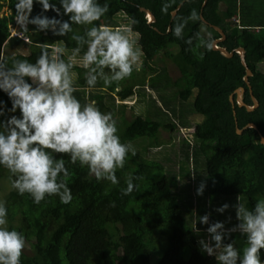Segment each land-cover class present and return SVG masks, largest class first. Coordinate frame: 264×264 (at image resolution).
Segmentation results:
<instances>
[{
  "label": "trees",
  "instance_id": "16d2710c",
  "mask_svg": "<svg viewBox=\"0 0 264 264\" xmlns=\"http://www.w3.org/2000/svg\"><path fill=\"white\" fill-rule=\"evenodd\" d=\"M50 2L59 7L58 0ZM98 3L103 5L105 0H98ZM108 3V12L94 23L116 27L121 26L122 19L128 21L134 40L144 53L142 68L147 67L149 86L169 107L167 111L162 109V115L167 118L169 114L181 116L166 96V88L171 84L167 66L157 70L156 66L148 64L155 62L161 53V42H166L167 50L173 48L177 52L166 50L160 60L176 65L180 77L174 86L179 87V99L184 104L195 94L193 109L204 121L198 120L191 139L183 138L178 145H173L169 154L161 157L160 152L150 151L154 146L160 148V132L174 133L176 125L152 120L149 116L126 121L123 117L127 105H122L119 113L123 125L118 127V135L122 142L136 147V154L129 153L123 167L116 169L117 184L97 181L95 176L88 174L87 167L70 164L67 155L61 154L69 170L66 183L73 197L70 203L63 204L53 195L35 204L27 193L20 195L11 187L4 197L8 227L15 228L26 238L20 262L219 264L199 243L198 233L207 226L199 217L207 215L210 226L222 219L224 227L219 230L223 236L222 246L235 244L236 236L244 243L247 234L233 227L225 213L228 208L223 212L216 208L224 204L232 207L230 204L237 199L239 203L245 200V206L253 210L256 200L264 197V145L261 143V135L264 137V72L259 67L264 63V0H108ZM181 4L183 8L173 19L172 13ZM141 8L149 10L155 22L149 24ZM193 8L206 23L202 18L200 21L186 19ZM55 15L51 9L44 11L34 3L30 18ZM14 16V0H0V50L5 54L7 67L12 66L13 60L35 63L43 45L50 46L49 53L53 48H63L59 55L67 61L72 49L77 47L70 37L84 35L92 26L73 24L72 32L55 36L51 29L35 30L37 26L28 24L24 30L17 25L16 35H12L10 25L16 24ZM59 18L68 19L64 15ZM174 24L182 26L179 36L171 32ZM212 26L220 28L226 36L220 46L229 52L238 48L246 51V62L253 73L249 82L259 102L258 108L251 112L237 104L233 109L230 96L239 88L245 89V104L254 105L244 81L246 70L239 55L228 59L213 50V46H205L207 38L212 44L221 38ZM86 47V44L80 45L79 55ZM188 52L192 54L191 59ZM85 71L73 61L70 69V74L75 75L73 94L81 103L95 100L101 111L111 112L115 117L116 96L126 101L136 95L137 101H144L141 91L147 88V77L143 76L134 84L128 83L135 69L129 77L107 87L99 78L96 85L88 86ZM98 87L107 89L96 92ZM0 101L4 102L5 116L0 117L3 120L13 113L8 112L11 103L3 92H0ZM249 124L257 126V130L237 133L238 128L244 129ZM147 138L156 140V145L151 146L147 140L139 143ZM56 155L59 158V154ZM9 176L8 170L0 167V180L7 179L11 185ZM129 178H133L138 188L123 195L121 188L126 187L125 181ZM201 181H205V188L203 195L198 196L196 188ZM260 256L264 262V249Z\"/></svg>",
  "mask_w": 264,
  "mask_h": 264
},
{
  "label": "clouds",
  "instance_id": "9594fccd",
  "mask_svg": "<svg viewBox=\"0 0 264 264\" xmlns=\"http://www.w3.org/2000/svg\"><path fill=\"white\" fill-rule=\"evenodd\" d=\"M34 3L44 11L51 9L56 15L30 18ZM58 4L59 7L50 0H14V20L21 29L27 30L26 25L32 24L37 26L35 30L51 29L55 36L72 32L73 24L92 25L84 35L70 37L77 47L72 49L67 61L59 55L63 48H53L49 53L50 46L43 45L35 63L13 60L12 66L7 67L5 54L0 50V92L8 97L11 103L8 112L13 113L0 120V167L10 173L11 187L20 195L27 193L35 204L53 195L63 204L73 199L66 183L69 170L61 154L67 155L70 164L87 167L88 174L97 181L112 184L119 182L116 169L123 167L126 156L136 154L130 142L121 141L111 112L101 111L95 100L81 103L73 94L75 86L70 69L79 57L80 66L86 70L84 77L88 86L96 85L98 78L105 87L118 84L134 69L139 70L144 55L142 47L132 39L130 26L94 23L108 12V0L103 5L98 0H58ZM61 15L68 19H60ZM186 19L200 21L201 17L193 8ZM181 30V25L174 24L171 28L176 36ZM82 44H86V51L79 55ZM205 46L212 47L210 38L206 39ZM3 105L0 101V117L5 116ZM17 111L19 115L15 114ZM125 183L126 187L121 188L123 195L138 188L133 178ZM204 188L205 181H201L196 195H203ZM235 207L237 219L241 221L237 227L247 234V246L239 264H264L260 256L264 249V197L256 200L253 210L243 203ZM226 208L228 205L224 204L217 211L223 212ZM7 216L6 204L0 201V264H21L26 238L15 228L8 227ZM199 221L207 223L208 216L199 217ZM223 227V223L217 221L207 229L214 245L204 240L199 243L209 256L218 249L215 259L220 264H237L238 252L233 245L222 246L223 236L219 230Z\"/></svg>",
  "mask_w": 264,
  "mask_h": 264
},
{
  "label": "rangeland",
  "instance_id": "374dc122",
  "mask_svg": "<svg viewBox=\"0 0 264 264\" xmlns=\"http://www.w3.org/2000/svg\"><path fill=\"white\" fill-rule=\"evenodd\" d=\"M119 25L127 27L128 21L126 19H122ZM16 26H17V24H15V26H13V24L10 25V27L12 29L13 28L15 29ZM134 37H135V35L132 34V39H134ZM136 37H137V35H136ZM167 49L168 48H167L166 42H161V44H160V50H161L160 54L161 55L160 54L158 55V57L154 63L148 62V64L150 66H152V65L156 66L157 70H159L160 67H166L167 66L166 68L168 69V72H169V75L171 78V84L166 88V96L172 100V106H175L176 112L178 114L181 113V116L174 117V116H171L170 114H169L170 116L167 114L169 117V118H167L166 116L162 115V109L167 111L169 109V107L164 105V102L158 97L159 94L156 93L155 91H153L151 89V87L149 86V77L150 76L148 77V73L146 72L147 67L142 68L143 63L145 62L144 55L141 58V64H140L139 70H136L134 75L128 79V83L130 82V83L134 84L140 78H143V76L147 77V79H146L147 88L145 89V92L141 91L142 93H144V101H142V102L137 101L136 95L131 97L130 99H128L126 101H122L119 97L116 96L115 103H114V105H115L114 109L116 111V116L114 117V119L117 122V127L120 126V128H121V126L123 125V123H122L123 118L126 121H132L137 116H145V117L149 116L152 120H159L163 123L172 122L176 125V130L174 133H171L168 130H162L160 132V135H158V141H159V144L161 145L160 148H156V146H154V145H156V140H154V139L147 138V139L139 140V143H145L144 140H147V142L150 143L151 146L155 147V149H151L150 152L155 153V154H157V152H160L161 157H165L166 154H169L170 150L172 151L173 145H178L180 143L179 141L182 140L183 138L191 139V136H192L193 132L195 131V127H196L198 120H200V123L202 121H204V118L202 116L196 114V112L193 109V102H194L195 94L188 101H186V103H184V104H182L181 100L179 99V95H178V88L179 87L177 88V86H174V83L180 77V72L173 62L172 63L166 62V61L161 62V60H160L161 57H164L163 56V54L165 53L164 51H166ZM167 51H170L173 53L177 52L173 48L170 50H167ZM26 53L28 54L29 51H27ZM191 55H192L191 52L187 53V56L189 57V59H191ZM74 62L76 64H79V61H77V59L74 60ZM165 63H167V65ZM260 69L264 72V65H260ZM150 74L152 75L153 72H150ZM74 77H75V75L72 76V79ZM100 88L101 87H98L97 89H95L96 92H99L100 90L104 91L107 89V88H103V89H100ZM136 91H138V89ZM105 93H107V91ZM108 99H107V101H108ZM122 105H127V108L124 109L125 114H124L123 118L121 117V115L119 113V111H120L119 107H121ZM179 110H180V112H179ZM135 150H136V147H135ZM191 172L193 175L194 171H193L192 167H191ZM10 189H11V185L7 179L0 180V201H4V197L10 191ZM243 201H244L243 204L246 205V201L245 200H243ZM238 203L239 202H237V199H236V201H234L230 204L232 207H228V211L226 210V212H225V213H227V216L230 218V220H231L230 222L232 223L233 227H235V229L241 223V221L238 220L237 216H236V207L235 206ZM219 207H221V206H219ZM219 207H217L216 209H218ZM210 222H211L210 219H208V221L206 223L207 226L204 227V229H206V230L198 233V239H199V241L204 240L205 242H208V243L214 245L215 241L211 240L212 234L207 231V229L210 227ZM221 222H222V219H221ZM241 240L242 239H240L236 236V239H235L236 243L233 244V247L238 252L237 264H239V258H242L243 249L247 246V242L244 241V243H243ZM217 254H219L218 249L214 250V256ZM219 264H220V262H219Z\"/></svg>",
  "mask_w": 264,
  "mask_h": 264
},
{
  "label": "water",
  "instance_id": "95a60500",
  "mask_svg": "<svg viewBox=\"0 0 264 264\" xmlns=\"http://www.w3.org/2000/svg\"><path fill=\"white\" fill-rule=\"evenodd\" d=\"M188 1V0H186ZM207 1V0H205ZM183 8V4H181L178 9L176 11H174L172 13V18L174 19L175 16L177 15V12ZM141 11L146 13V17L148 19V23L152 24L153 22H155V17L154 15L147 9L145 8H141ZM202 20L206 23V21L203 19V17L201 16ZM220 35L221 38L218 40H215L212 44L213 46V50L218 51L222 56L228 58V59H232L235 55H239L240 59H241V63L244 66L245 70H246V75L244 77V81L245 83L249 86L250 89V94L252 96V101H253V106H248L247 104H245V89L243 88H239L238 90L235 91V93L233 95L230 96V101L233 105V109L235 108V104H237L239 107H245L248 111H253L254 109L258 108L259 106V102L257 101V99L253 96V92L251 89V85L249 82V78L253 76L252 71L249 69L247 62H246V51L243 48H238L234 51L229 52L227 50L226 47H222L220 46V44L225 41L226 36L224 34V32L215 26H212ZM236 99H235V98ZM236 101V102H235ZM234 115L236 116V112L234 111ZM246 129H255L257 130V126H255L254 124H249L247 125L244 129H237V133L238 134H242V132ZM261 135V134H260ZM261 143L264 145V137L261 135Z\"/></svg>",
  "mask_w": 264,
  "mask_h": 264
},
{
  "label": "built area",
  "instance_id": "2783aa9c",
  "mask_svg": "<svg viewBox=\"0 0 264 264\" xmlns=\"http://www.w3.org/2000/svg\"><path fill=\"white\" fill-rule=\"evenodd\" d=\"M11 32H12V35H16V31H15V29L13 28H11Z\"/></svg>",
  "mask_w": 264,
  "mask_h": 264
},
{
  "label": "crops",
  "instance_id": "0c3cea01",
  "mask_svg": "<svg viewBox=\"0 0 264 264\" xmlns=\"http://www.w3.org/2000/svg\"><path fill=\"white\" fill-rule=\"evenodd\" d=\"M260 65H264V63L260 64ZM260 67V66H259Z\"/></svg>",
  "mask_w": 264,
  "mask_h": 264
}]
</instances>
